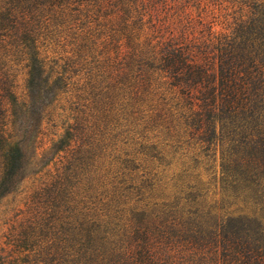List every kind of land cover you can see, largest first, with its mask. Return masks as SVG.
Wrapping results in <instances>:
<instances>
[{
	"label": "trees",
	"instance_id": "1",
	"mask_svg": "<svg viewBox=\"0 0 264 264\" xmlns=\"http://www.w3.org/2000/svg\"><path fill=\"white\" fill-rule=\"evenodd\" d=\"M80 17V40L102 47L150 129L200 148L194 161L222 147L221 181L234 194L209 196L195 166L183 175L196 183L184 179L173 196L152 183L126 218L83 213L69 264H264V0H0V197L24 178L23 144L68 87L67 68L48 62L47 32Z\"/></svg>",
	"mask_w": 264,
	"mask_h": 264
},
{
	"label": "rangeland",
	"instance_id": "2",
	"mask_svg": "<svg viewBox=\"0 0 264 264\" xmlns=\"http://www.w3.org/2000/svg\"><path fill=\"white\" fill-rule=\"evenodd\" d=\"M83 19L62 26L53 21L47 32L48 62L56 70L67 68L68 87L45 109L39 131L23 144L24 178L0 197V264H69L71 228L83 213L113 215L120 208L126 218L137 199L150 195L152 183L162 185L154 190L157 195L162 191L173 196L184 179L205 183L215 199L234 194L221 181V146L216 156L211 146L208 156L201 154L194 161L191 155L200 148L165 139L135 113L128 93L105 68L102 47L94 51L80 40ZM25 83L26 71L21 69V95ZM69 130L74 133L71 144L58 150L57 143ZM193 166L197 180L183 175Z\"/></svg>",
	"mask_w": 264,
	"mask_h": 264
}]
</instances>
